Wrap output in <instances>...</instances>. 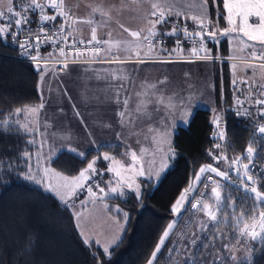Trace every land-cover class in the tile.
<instances>
[{
    "label": "trees",
    "instance_id": "1",
    "mask_svg": "<svg viewBox=\"0 0 264 264\" xmlns=\"http://www.w3.org/2000/svg\"><path fill=\"white\" fill-rule=\"evenodd\" d=\"M218 3L222 10V0H218ZM216 10V6L209 0L207 11L213 21L217 19ZM225 17L226 12L219 18L221 29L228 27ZM168 19L173 21L177 17L169 16ZM186 22L189 29L195 27L192 20L187 19ZM184 23L185 19L180 15V24ZM171 28V22L158 25V29L170 31ZM177 35L183 41L185 53L191 45L189 41H184L182 31ZM175 39L176 37H165L168 49L174 47ZM208 47L212 48L216 55L230 56L225 40L219 44L209 43ZM153 52L169 56L166 52L160 53L158 50ZM40 68L43 69L42 72L34 65L17 59L16 49L10 41L0 43V264H147L163 231L174 217L170 211L171 205L184 188L190 183L193 184L194 174L206 164H217L225 169L223 163H217L209 155V152L218 153L215 144L219 141L217 134L220 129L212 122L216 115L221 114L223 117L222 126L226 129L229 158L244 151L251 136L252 122L264 119L255 105L246 107L247 110L244 112L236 110L235 101L240 96L244 98L243 88L239 89L238 85L233 84V80L239 76L236 75L237 69L235 71L227 59L216 60L213 68L216 106L212 110L196 109L186 126H178L174 130L172 142L174 154H170L171 158L163 176L157 182L140 177L142 196L139 199L134 192L123 197L106 199L108 212L114 219L124 224V230L120 239L109 248V254H105L104 248L95 242L88 245L84 243L71 209L65 210L58 197L46 190L42 184L25 179L21 171L27 170V162L23 157L25 151L31 154V163L34 166L37 165L40 153L35 125L33 127L31 124L28 127L31 131L25 132L20 124L15 123L16 109L37 107L42 103L40 82L46 68ZM244 103L247 104V100ZM237 112L240 115H237ZM5 119L8 120L7 130L3 125ZM32 120L34 122V118ZM18 128L20 130L16 131ZM29 140L35 142L28 143ZM104 151H108L109 155L116 158H123L125 153L124 148L116 144L89 150L84 158L62 151L52 161L50 168L64 175H77L88 162L97 159V167L104 170L107 166L106 161L97 157L98 152L102 157ZM261 160L264 161V156H261ZM12 161L17 163H13L12 169H9L7 166ZM38 171L39 179L44 172L41 159ZM105 175L107 173L94 178L98 181ZM208 183V179L202 178L197 187L198 191L194 192L190 200L195 202V199H200L199 193H203L206 199L201 202L209 203L215 208L214 197L207 189ZM205 184L207 188L203 187ZM222 186V198L230 194L236 201L235 215L239 216L243 212L246 218L250 217L253 213L249 206L254 201L248 199L245 203L246 195L240 189L225 182ZM261 190H264V182L261 184ZM231 203L232 201L225 200L224 212H227V218L225 219L223 213L219 214L218 226L226 229L231 247H236L237 239L240 241L246 236H239L238 230L234 228L236 221L230 207ZM188 208L187 204V211ZM124 213H127V218ZM257 213L258 211L255 214ZM247 222L251 223V220L248 219ZM178 229L180 224L174 228L153 264H181L178 247L183 240L181 235L178 236ZM217 244H220L219 241ZM170 248L175 250L170 253L168 251ZM216 249H212V256L209 257L210 251H206L205 244L196 243L194 247L190 245L188 248L190 254L183 264H202L205 258L211 260L214 257H218L216 264H249V260L251 264H264V246L259 239L248 238V244L241 251L243 256L233 261L228 258L225 251L217 249L220 250V253H217ZM246 252L248 254H245ZM193 253L196 259L189 260L188 257Z\"/></svg>",
    "mask_w": 264,
    "mask_h": 264
},
{
    "label": "snow or ice",
    "instance_id": "2",
    "mask_svg": "<svg viewBox=\"0 0 264 264\" xmlns=\"http://www.w3.org/2000/svg\"><path fill=\"white\" fill-rule=\"evenodd\" d=\"M135 2V0H134ZM209 0H203V2L199 5L201 8V12L198 15H193L191 20L195 24V27L189 29L187 26V16L184 17L185 23L183 25L180 24V13H173L171 10V5L169 4H161L156 2L150 3L151 11L147 13V24L149 27L147 29H140L138 31H130L128 28H124V31L127 32L132 38V41H124L119 42L118 47L122 46L125 52H132L133 56L128 58H121L119 56L112 57L107 60L108 63H145L147 62L145 59H142L140 56L141 47L146 46L148 49V53H151L153 50H158L160 53H168L171 56L173 53L179 51L181 54L184 53L185 49L183 47V41L177 35L179 32H183L184 41H191V46L188 49L193 56H198L202 60H210L215 59L216 57L213 55V49L208 47L209 43L219 44V38L223 36H230L232 39H237L240 37L239 43L245 44L243 38H246L247 41H252L254 44H247V48H251L252 51L249 53V56L253 60H261L264 61V0H222V10L219 7L218 0H211V3L216 6V17L217 19L213 21L210 17V14L207 11V4ZM64 0H48L47 4H42L39 0H30L29 3H21L17 7L12 6V0H8V7L6 9V13L3 10H0V43H7L9 40L13 44L17 46L19 50H21V54H27L30 59L36 63L38 71H43L40 68L41 63L47 64V61L43 59L40 55V45L42 40L54 45H59L61 41L68 43V38L71 36V32L65 31L67 20L69 17V12L64 9ZM53 10L50 14L45 12V9ZM35 11L38 18V32L43 33V37L40 34H36L33 30H31V17L29 12ZM93 11H100L101 16L108 15L103 9H93ZM226 12V20L228 27L221 29L219 27V18L224 16ZM175 15L177 17L176 20L169 21L168 17ZM59 18V24H57V20ZM75 20V18H74ZM85 23L92 24V20L82 21ZM172 23L171 30L167 29H157V25H165L168 23ZM52 23L53 32L51 35L48 34L47 30L43 27H39L41 24ZM17 29H28V31L24 34V38L21 39V32L17 31ZM236 34L233 36L232 34ZM110 35V33H109ZM34 36V39H33ZM165 37H176L174 40V47L172 49H168L166 46ZM196 38H199L197 41ZM99 45L101 43H106V41H101L97 38V28H91V39L87 42L80 41L81 45L87 44L91 45V50L99 53L101 51L100 48L95 47L93 45ZM258 44L261 47L256 48L255 45ZM76 42L71 41L70 48L75 47ZM59 52L61 55L65 54V49L60 47ZM78 50V49H77ZM243 50V49H241ZM49 56L52 53L48 54ZM105 62V61H101ZM160 63H171L173 62L171 59L167 60H159ZM261 68H264V64L259 65ZM64 67H67L65 64ZM41 80H43V75H41ZM161 84L164 81H160ZM247 83V81H244ZM233 84H235V80H233ZM152 87H155L153 85ZM171 100V98H170ZM163 96L161 94V98L157 101V103H163ZM182 103V101H180ZM255 103L257 105L264 104V100H256ZM128 101L124 100L125 111L127 110ZM42 108L43 105L41 104ZM167 107V105H166ZM139 110V109H138ZM23 110L21 108L16 109L17 115H19ZM31 111H37L36 108H32ZM125 111H120L118 115L123 118L125 116ZM158 112L159 109L157 108ZM260 116H264V109L259 110ZM79 115V113H77ZM237 115H240L237 112ZM151 116V114H149ZM213 124L219 128L220 126V117L217 116L213 119ZM15 123L19 124V120ZM3 125L5 126V130H7L8 120L5 119L3 121ZM21 128L24 129L25 132H30L31 130L27 125H21ZM20 129H16L19 131ZM39 131V128L36 129ZM149 132H152L153 129L149 127ZM162 137L166 138L168 133L166 130L161 131L159 129L156 130ZM226 131V129H225ZM258 133L260 136L264 137V123H260L258 127ZM41 135H43L41 133ZM253 141H250L249 146L246 150V159L248 163H242L239 157H236L232 160L230 170L236 173L239 176V183L236 184L240 191L245 193L246 199L245 203L248 199L254 201L252 205H250V210L253 213L250 217H245L243 212L239 216H236L235 213L237 209L235 208L236 201L229 195H226L222 198L221 192L218 191V188H222L221 184L215 183L211 188V194L215 200V208L210 207L209 203L201 204V201L206 199L203 193H199L200 199H195V202H192L188 199L187 194L191 192H197L198 189L195 185H200V182L203 179H211V177H206V173H213L217 177H221L223 180L228 183H233L232 178L229 175L228 170H221L216 166H212L211 164L204 165L199 168V172L194 174L195 185L189 184L188 187L184 188L179 195V197L174 201L171 205V213L174 215L186 214L187 209L185 208V204H188V207L194 212H204L210 221L214 222L213 227H217L218 225V215L223 213L225 219L227 218V212H224L225 200L232 201L230 207L232 209L235 225L234 228L238 230L239 236H246L251 238L252 240L259 239L261 245L264 246V190H261L258 185V181L264 179L261 177L258 172L255 171V165L253 164L254 159V147L253 144H259L260 141L255 139L256 133H253ZM219 139H224V132L219 134ZM34 140H29L28 143H34ZM47 143V140L44 139L40 145L41 149L44 144ZM217 149L221 148L220 144H215ZM264 151V148L260 149ZM72 151L81 158L85 157L84 152H78L76 149H72ZM168 152L174 154V149L169 146ZM129 151L126 150L124 156H128ZM209 155L213 157L214 160L219 163L221 159L227 160V156L223 153L214 154L209 152ZM23 157L27 162V170L21 169L23 172L24 178L27 180H31L36 182L37 184H47V190L49 192H54L55 196L59 198L60 203L64 206L65 210L74 208L75 203L79 200V197L83 194L86 195L88 200L80 201L82 204L88 203V201L95 202L97 200L103 201L109 195H119L123 197L125 195L124 188L132 190L135 192L136 197L139 199L142 196L140 191V186L136 184L135 177L136 176H144L145 170L143 165L139 162V157L136 151H130V163L125 164L122 160L117 159L113 155H109L108 151H104L101 157L100 152L97 153L98 158H102L103 161L108 162V166L106 171L108 173H112L115 177V180H108L107 184L102 186L104 182L102 180H98L94 185L89 183L94 177H102L104 175L103 169H99L97 167V159H92L91 162L87 163V166L78 172V175H60L59 172L56 173L57 176H60V182L55 185L52 184L51 180L47 179L49 170L47 168L44 169V175H39V160L47 159L43 155L37 158V165H33L31 163V154L28 151L23 153ZM167 159H170L171 156H167ZM13 163H17L16 161H12L8 164V168L12 169ZM166 159L162 158L160 163V168L163 169L165 167ZM242 164L243 175L240 176V168L233 167V165ZM250 165L252 166L250 168ZM124 173H128L127 176ZM255 177V178H254ZM149 179H152V176L149 175ZM136 184L135 188L133 185ZM203 187L207 188L208 186L205 184ZM117 211H120L117 209ZM258 211V215L255 213ZM73 215H78L77 213H73ZM125 218H127V213H124ZM250 219L251 223H248L247 220ZM173 223H169L167 225V230L163 231L162 236L160 237L158 243L155 246L154 251L151 253V258L148 260L147 264H153L156 260L157 255L161 252L162 247L165 245L166 238L169 237L170 231L173 229ZM240 225H243L241 228ZM200 228L202 231H208V224L206 222H201ZM258 229V230H257ZM83 235V233H81ZM239 239H237V243H239ZM84 243L88 245L90 243L89 240H84ZM197 243L196 239L191 241V245L194 247ZM207 248L208 245H205ZM225 249L230 247L229 244H225L223 246ZM175 249H168L171 253ZM105 254H109V247L105 246L103 249ZM203 255V254H202ZM208 256H212V252L208 253ZM189 260L196 259L195 254L191 257H188ZM218 257H214L211 260H207L205 258L202 260V264H216V260ZM232 260H235L236 257L233 255L231 257ZM249 264H251V260H249Z\"/></svg>",
    "mask_w": 264,
    "mask_h": 264
},
{
    "label": "crops",
    "instance_id": "3",
    "mask_svg": "<svg viewBox=\"0 0 264 264\" xmlns=\"http://www.w3.org/2000/svg\"><path fill=\"white\" fill-rule=\"evenodd\" d=\"M69 3V0L65 1V10L70 17L68 29L72 35H85L87 23L82 22L86 20L85 16L72 15ZM80 6L85 5L82 3ZM230 45L228 41V54ZM106 49L118 51L126 58L133 56L132 52L122 51L110 44ZM248 51L250 48L245 46L243 52L246 54ZM213 55L216 57L214 60H202L187 50L183 54L178 52L162 56L153 51L148 53L146 48L140 53L141 58L147 61L145 63H108L103 55H95L88 61L71 64L62 73L46 68L40 82L43 107L40 104L35 107L37 111H32L39 128L36 131L39 153L47 158L41 159L43 167L48 168L62 151L75 154L72 149H76L86 153L116 144L137 152L145 170L144 177L149 179L151 175L150 180L159 179L168 166L167 150L172 145L175 128L186 125L197 108L213 109L216 106L214 62L228 60L229 55ZM167 59L173 62H158ZM240 69L246 71L245 68ZM162 80L166 85L164 89L160 83ZM151 87L157 94L164 91V102L154 105L146 116L144 100L148 98ZM124 100L128 101L126 111ZM120 111H125L123 118L118 115ZM149 127L152 132L148 131ZM157 129L166 130L167 137H162ZM44 139L47 143L41 149ZM162 158L166 159L163 169L160 168ZM181 224L185 228L184 223ZM200 229L197 224L191 227L190 234L200 233Z\"/></svg>",
    "mask_w": 264,
    "mask_h": 264
},
{
    "label": "rangeland",
    "instance_id": "4",
    "mask_svg": "<svg viewBox=\"0 0 264 264\" xmlns=\"http://www.w3.org/2000/svg\"><path fill=\"white\" fill-rule=\"evenodd\" d=\"M14 1L15 0H12V3ZM69 1H70L69 11L72 15H75L78 17L85 16L86 20L93 21L92 24L87 23V27H85V35L81 34L80 36H78L74 33L73 34L74 36L80 37L83 39H91V34L89 32H91L92 27H96L97 28V38L99 40L106 41V43H104L106 46L110 44V46L121 49L122 51H124L123 47L122 46L118 47V43L133 40V38L127 32L124 31L125 27L128 28L130 31H138L140 29L146 30L147 27H149V25L147 24V13L151 11V8H150L151 2L169 4L171 5V10L173 13H180V15H182L183 17L187 16V19H190V20L193 15H198L201 12V8L199 7V5L203 2V0H135V2L134 0H69ZM82 3L85 6L81 7L80 5ZM7 7H8V0H0V10L5 11L6 13ZM93 9H103L105 12L108 13V15L101 16L100 11L94 12ZM157 29H158V25H157ZM232 35L235 36L236 34L234 33ZM243 39L245 41V44L239 43L240 37H237V39H232V37L230 36H223L219 38V43L225 40V43L227 45H228V41L231 44L230 45L231 51H230V56L228 60L230 64L232 65V68L240 67L243 69L245 68L246 70V71L244 70L241 71V69L239 68L238 70L240 72L239 71H238L239 73L236 72V75H239V76L236 77V79H234L235 80L234 85H238L239 89L243 88L244 98L243 96H240L239 99L235 101V108L236 110H239L240 112H244L245 110H247L246 107H251V105H255L257 109L261 110V109H264V104L257 105L255 101L264 100V68H261L259 66L260 64L248 65V64H245L243 60L241 61V59H244V60L246 59L245 57H243L244 55L248 56L249 53L252 51L250 48V51H248L245 54L243 52L245 49V46L247 44H254V42L252 41H247L246 38H243ZM255 47L258 49L261 46L256 44ZM141 49L145 50L146 46L142 45ZM59 73H62V72H59ZM244 81H247V83H244ZM161 86L163 89L166 87L165 84H161ZM161 94L163 96L164 91L162 93L157 94L156 92H154V89L151 87V91L148 92L147 94L148 98L144 100L146 105L143 111H144V114H146V116L148 113H150L154 109V105H156L157 101L161 98ZM245 100H247L248 102L247 104L244 103ZM32 108H35V107H25L19 115H17L16 113L15 117L17 118V120H19L20 125H27L29 127L32 124L33 127L35 125V129H36L37 128L36 117H35V114H32V111H31ZM208 110H212V109H208ZM217 116L220 117L219 129L223 131V126H222L224 122L223 117L221 114H217L216 117ZM33 118H34V122L32 120ZM254 123L255 122H252L250 126L252 127ZM186 125H182V126H186ZM220 130L218 131V134H217L218 138H219ZM171 148H172V145H171ZM126 150L128 149L124 148V151ZM128 151H129L128 156H124L123 158H117V159L122 160V162H124L125 164L130 163L131 162L130 151H133V150H128ZM168 154H169L168 156H170L171 152H168ZM139 162H140V159H139ZM106 163L108 166V162ZM168 163H169V159H168ZM211 165L214 166V164H211ZM218 168L222 169L221 167H218ZM43 169L45 168L43 167ZM47 169L49 170L47 179L51 180L53 185L60 182V176L56 175L58 171L50 168V165ZM104 170H105L104 174L107 173V175H105V177L101 179L104 182L102 186L106 185L108 180H113V181L115 180V177L113 176L112 173H108L106 169ZM163 173L161 174L160 177L163 176ZM43 175H44V172L42 176ZM60 175L62 176L64 174L60 173ZM124 175L127 176L128 173H124ZM205 175L211 177V179L208 180L209 188H207L210 190V192H211V188L214 186V182L222 185L223 180L221 179V177H217L213 173H206ZM140 177L142 176H136L135 181H136V184L140 186V191H141ZM159 179L153 180V181L157 182L159 181ZM147 180H150V179H147ZM136 184L133 185V188H135ZM42 185L47 190V184H42ZM193 185H195V181H193ZM195 186L197 187L198 185H195ZM217 190L222 192V188H218ZM124 192H125V195H127L128 193L134 192V191L124 188ZM52 193L55 195L54 192ZM193 194L194 192H191V191L187 194L189 200ZM116 196H119V195H116ZM113 197L115 196L109 195L103 201L97 200L95 202H92L89 200L88 203L82 204L80 201L88 200L87 196L82 194L79 197V200L75 203L74 208H71L73 213L75 212L78 214V215H75V222H76V226L78 228L80 235L81 233H83V235H81L83 240L87 239L90 242H95L96 244L100 245L103 248L105 246L110 248L120 239L121 232L124 230V224L114 219L111 216L112 214H110V212H108V209H107L108 204H107L106 199L113 198ZM201 204L203 203L201 202ZM186 205L187 203L185 204V207ZM212 208L214 209V207ZM188 209L189 210L187 211L186 214H181L179 216L174 215L173 219L170 222V223L174 222L173 229L170 231V234L172 233L174 228H176L177 225L180 224V229H178L179 231L178 236L181 235L183 243L179 245L178 252H179V259H180L181 264H183V261L185 260V258L190 254L188 248L191 245V241L193 239H196L197 243H203L205 245H208V247L206 248V251L207 250L212 251L213 248L222 249V251L226 252L230 260H232L231 257L233 255L236 258L242 255V252H241L242 250L239 249L237 246L231 247V243H229L230 242L229 235L227 234L225 228L219 227L218 225L217 227L214 228L213 227L214 222L210 221L204 212H194L190 208ZM201 222H211V223H207L208 231H202L200 229V233H193V235H191L190 234L191 227L193 228L197 224L201 225ZM181 223H184V227L187 230L183 228V225ZM167 239L168 238H166V241ZM217 241H219L220 243L219 245L217 244ZM225 244H229L230 247L228 249H225L223 247ZM240 247L242 246L240 245ZM217 249H216V252L220 253V250H217ZM245 254H248V253L246 252Z\"/></svg>",
    "mask_w": 264,
    "mask_h": 264
},
{
    "label": "built area",
    "instance_id": "5",
    "mask_svg": "<svg viewBox=\"0 0 264 264\" xmlns=\"http://www.w3.org/2000/svg\"><path fill=\"white\" fill-rule=\"evenodd\" d=\"M30 0H15L12 3L13 7H17L19 4L21 3H29ZM40 3L42 4H47L48 0H39ZM64 9H65V0H64ZM53 10L46 8L45 12L46 13H51ZM29 15L31 17V25L30 28L31 30H33L36 34H40L43 37V33H39L38 32V18L36 15L35 11H31L29 12ZM57 24H59V18L57 20ZM39 27H43L47 30L48 34L51 35L53 32V25L52 23H48V24H41L39 25ZM17 31L21 32V39L24 38V34L28 31V29H17ZM65 31L68 32V20H67V25L65 28ZM34 39V36H33ZM89 41L90 39H83L80 37H76L74 35L71 34V36L68 38V43H65L64 41H61V43L59 45H54L48 42H45L42 40L41 45H40V55L43 57V59L45 61H47V64L45 65L44 63H41L40 67H44V68H53L54 70L58 71V72H64L68 69V67L71 64L74 63H80V62H85L88 61L90 57L95 56V55H103V58L105 59V61L111 59L112 57L115 56H119L121 58H126L125 56L121 55V53H119L118 51H108L106 49V46L104 43H101L99 45H95V42H93V45L95 47H98L101 49V51L99 53H96L95 51L91 50V45H81L80 41ZM199 39H197L198 41ZM10 43L14 46V48L16 49L17 52V59L22 60L24 62L30 63L32 65L36 66V63L33 62L30 57L27 54H21V50H19L17 48V46L15 44H13L11 42V40H9ZM71 41H75L76 45L73 48H70V44ZM189 44L191 45V41H189ZM63 47L65 49V54L61 55L59 52V48ZM78 49V50H77ZM52 53L51 56H49L48 54ZM244 62L247 63H255V64H264V61L261 60H253L249 55L248 57L244 60L242 59ZM67 65V67H64V65ZM260 123H264V119H260L259 121L255 122L252 126V130H251V136L250 139L248 141V144L246 145L244 151L241 154L238 155H233L232 158H229L227 155V147H228V143H227V135L225 132V128H223V131L220 130L221 132H224V139H219L218 144L221 145V148L218 149V153H223L224 155L227 156V160L225 159H221V163H223L225 165V169H221V170H228L229 171V175L232 178L233 183H228L227 181L223 180V182L234 186L236 188H238L236 186V184L239 183V176L236 175V173H234L233 171L230 170V165L232 163V160L236 157H239L242 161V163H248V160L246 159V150L247 147L249 146L250 141H253L254 137H253V133H256V137L255 139H258L260 141L259 144H253L254 147V159H253V164L255 165V171L259 173V175L261 177H264V161L261 160V156H264V151H261L260 149L264 148V137L260 136V134L258 133V127ZM219 162V163H220ZM216 167H219L218 165H214ZM233 167H238L240 168V176L243 175V168H242V164H237V165H233ZM252 166L250 165V168ZM255 178V177H254ZM209 180V179H208ZM97 181L95 178H93L91 181H89V183L91 184H95ZM264 182V179H261L258 181V185L261 188V184ZM198 187V186H197ZM240 189V188H238ZM258 215V213H257ZM248 244V238L243 237V239L240 240V242L238 243L237 247L241 250H243L246 245ZM240 245L242 247H240Z\"/></svg>",
    "mask_w": 264,
    "mask_h": 264
},
{
    "label": "water",
    "instance_id": "6",
    "mask_svg": "<svg viewBox=\"0 0 264 264\" xmlns=\"http://www.w3.org/2000/svg\"><path fill=\"white\" fill-rule=\"evenodd\" d=\"M194 38H196V37H194ZM142 177H144V176H142ZM186 208V207H185Z\"/></svg>",
    "mask_w": 264,
    "mask_h": 264
},
{
    "label": "bare ground",
    "instance_id": "7",
    "mask_svg": "<svg viewBox=\"0 0 264 264\" xmlns=\"http://www.w3.org/2000/svg\"><path fill=\"white\" fill-rule=\"evenodd\" d=\"M196 39H199V38H196Z\"/></svg>",
    "mask_w": 264,
    "mask_h": 264
}]
</instances>
